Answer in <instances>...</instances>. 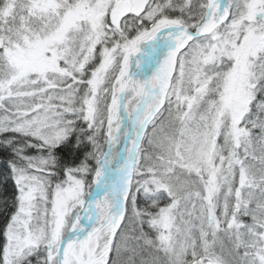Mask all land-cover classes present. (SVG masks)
<instances>
[{"label":"snow or ice","instance_id":"snow-or-ice-1","mask_svg":"<svg viewBox=\"0 0 264 264\" xmlns=\"http://www.w3.org/2000/svg\"><path fill=\"white\" fill-rule=\"evenodd\" d=\"M0 264H264V0H0Z\"/></svg>","mask_w":264,"mask_h":264},{"label":"trees","instance_id":"trees-1","mask_svg":"<svg viewBox=\"0 0 264 264\" xmlns=\"http://www.w3.org/2000/svg\"><path fill=\"white\" fill-rule=\"evenodd\" d=\"M11 191V189H9V192Z\"/></svg>","mask_w":264,"mask_h":264}]
</instances>
